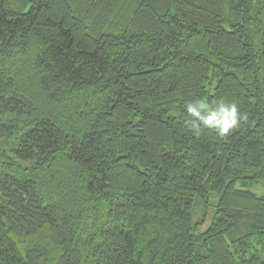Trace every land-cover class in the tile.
Instances as JSON below:
<instances>
[{"label": "trees", "instance_id": "1", "mask_svg": "<svg viewBox=\"0 0 264 264\" xmlns=\"http://www.w3.org/2000/svg\"><path fill=\"white\" fill-rule=\"evenodd\" d=\"M260 182L264 0H0V264H264Z\"/></svg>", "mask_w": 264, "mask_h": 264}, {"label": "clouds", "instance_id": "2", "mask_svg": "<svg viewBox=\"0 0 264 264\" xmlns=\"http://www.w3.org/2000/svg\"><path fill=\"white\" fill-rule=\"evenodd\" d=\"M183 108L188 117L184 123L196 136L205 130H212L218 137L225 138L248 118L240 111L236 101L224 98L212 103L204 98H194L185 102Z\"/></svg>", "mask_w": 264, "mask_h": 264}, {"label": "rangeland", "instance_id": "3", "mask_svg": "<svg viewBox=\"0 0 264 264\" xmlns=\"http://www.w3.org/2000/svg\"><path fill=\"white\" fill-rule=\"evenodd\" d=\"M244 188L253 191L257 195L264 196V182H260V183L255 184V185H248L246 187L244 186ZM208 208H209L208 209V214H210V209L212 207L209 206ZM203 210L204 209L202 207H199L198 205H195L193 207V210H192V217H193V219L199 218L202 215ZM262 244H264V241L262 242Z\"/></svg>", "mask_w": 264, "mask_h": 264}]
</instances>
